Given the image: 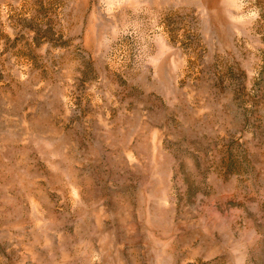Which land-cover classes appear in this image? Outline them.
I'll return each mask as SVG.
<instances>
[{"label":"rangeland","instance_id":"rangeland-1","mask_svg":"<svg viewBox=\"0 0 264 264\" xmlns=\"http://www.w3.org/2000/svg\"><path fill=\"white\" fill-rule=\"evenodd\" d=\"M0 264H264V0H0Z\"/></svg>","mask_w":264,"mask_h":264}]
</instances>
